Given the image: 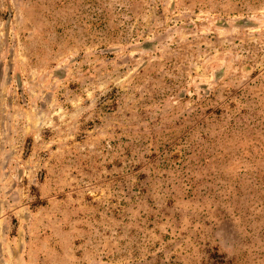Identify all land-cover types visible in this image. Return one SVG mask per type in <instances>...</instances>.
Listing matches in <instances>:
<instances>
[{
  "label": "rangeland",
  "instance_id": "374dc122",
  "mask_svg": "<svg viewBox=\"0 0 264 264\" xmlns=\"http://www.w3.org/2000/svg\"><path fill=\"white\" fill-rule=\"evenodd\" d=\"M0 264H264V0H0Z\"/></svg>",
  "mask_w": 264,
  "mask_h": 264
}]
</instances>
